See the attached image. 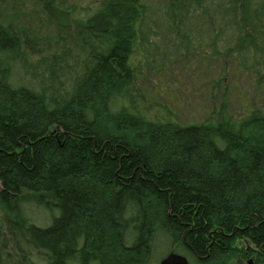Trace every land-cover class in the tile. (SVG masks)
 Segmentation results:
<instances>
[{"label":"trees","instance_id":"obj_1","mask_svg":"<svg viewBox=\"0 0 264 264\" xmlns=\"http://www.w3.org/2000/svg\"><path fill=\"white\" fill-rule=\"evenodd\" d=\"M170 252L264 264V0H0V264Z\"/></svg>","mask_w":264,"mask_h":264},{"label":"rangeland","instance_id":"obj_2","mask_svg":"<svg viewBox=\"0 0 264 264\" xmlns=\"http://www.w3.org/2000/svg\"><path fill=\"white\" fill-rule=\"evenodd\" d=\"M9 11H11L8 12L10 14H7L9 15L10 19L14 21L17 26L29 30L33 36L38 37L41 47L48 51L52 50L55 47L56 40L63 35V31H61L60 28L52 23L53 21L48 20L43 25L39 26L38 24L30 23V21L23 16L21 11L16 6L11 8ZM172 103H174V100L172 101ZM252 261V259L248 260V264H253Z\"/></svg>","mask_w":264,"mask_h":264},{"label":"water","instance_id":"obj_3","mask_svg":"<svg viewBox=\"0 0 264 264\" xmlns=\"http://www.w3.org/2000/svg\"><path fill=\"white\" fill-rule=\"evenodd\" d=\"M160 264H191V262L187 256L171 252L161 259Z\"/></svg>","mask_w":264,"mask_h":264}]
</instances>
